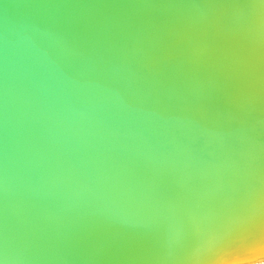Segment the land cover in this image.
<instances>
[{
	"label": "water",
	"instance_id": "water-1",
	"mask_svg": "<svg viewBox=\"0 0 264 264\" xmlns=\"http://www.w3.org/2000/svg\"><path fill=\"white\" fill-rule=\"evenodd\" d=\"M168 53L177 54L176 63L182 60L177 74L193 87L179 85L163 66ZM215 81L217 87L203 93ZM124 96L132 101L127 114ZM218 103L237 112L241 122L245 118L249 133L264 129V0H0V264H111L101 241L72 244L71 236L89 238L87 229L110 246L119 242L127 255L153 256L155 264H209L210 253L196 251L190 240L182 247L196 253L183 257L163 241L152 248L140 239L128 250L131 244L116 234L135 219L128 204L170 216L174 229L211 248L231 232L236 210L256 215L258 203L251 202L216 216L223 199L235 204L226 184L199 194L164 179L183 170L159 150L163 131L172 125L163 119L175 115L177 124L193 125L195 113L212 108L203 114L207 125H199L213 126L214 109L223 110ZM145 105L152 109L143 110ZM155 108L163 111L159 119ZM260 109L263 114L254 115ZM240 127L232 123L230 131L240 133ZM146 141L155 148L150 160L131 169L119 161L126 149ZM241 145L253 152L249 142ZM260 185L264 203L262 179ZM189 199L204 200L209 221L221 225H185ZM99 204L111 210L92 212ZM96 216L110 220L90 222ZM161 251L170 253L164 257ZM263 252L259 239L241 236L222 247L217 259L237 264ZM139 263L154 264L130 262Z\"/></svg>",
	"mask_w": 264,
	"mask_h": 264
},
{
	"label": "bare ground",
	"instance_id": "bare-ground-1",
	"mask_svg": "<svg viewBox=\"0 0 264 264\" xmlns=\"http://www.w3.org/2000/svg\"><path fill=\"white\" fill-rule=\"evenodd\" d=\"M170 8L173 9V6ZM166 9L167 8L157 11L165 13ZM237 25H239V23H237ZM235 30L238 31L237 29ZM241 40L242 42L244 41L243 39ZM177 48L179 49V47ZM244 51V49H241L240 54H244ZM176 56L177 54L168 53V58L166 59V63L163 64V66L168 68V71L175 75V78L180 82L179 85H181V83H185L186 85H191V87H193L192 81H189L188 79L186 80L184 77H181L177 74L178 71H181L179 68L180 62L182 60H179V62L176 63L173 61ZM239 57L247 58L244 55H239ZM173 66H176L175 71L170 70V68ZM250 86L255 87L253 84H250ZM199 87L201 86H199V83H197L196 89H199ZM216 87L217 82L215 81L213 86L209 87L208 89L205 87L203 93H210ZM226 87L227 89L232 88L227 81ZM209 93H207V95H209ZM247 96L248 95L246 93H241V97L243 99H246ZM177 97H179V95H177ZM124 99L126 107L124 109V113L127 114L128 112L126 110L128 107H131L132 101L128 102L126 96H124ZM259 102H263V99H259ZM221 105L223 110L220 114H218L215 109L212 113V118H214L213 126H207L205 128H200L199 123H201L202 126L207 125L206 122H202L203 114H209L212 111V108H209L206 111H204L202 108L201 111L195 113L193 115L195 119L193 125L187 123L179 125L177 124L179 119L176 118L175 115H166V117L163 119V122L167 123L170 121L172 125H170L167 130L163 131L162 135L164 139L160 144L161 148L159 150L162 151L165 156L167 155V159L165 158L166 160H173V164L179 165V167L183 170L181 173H178L177 170H172V173L169 174V176H165L166 173H164L163 176H165L164 179L167 182H173L175 185L178 184L177 182H181L183 183V187L187 189L190 187L199 194L211 191L215 187V184H226L230 191L234 190L232 192V197L235 204L233 205L231 201H228V198L227 200L223 199L220 208H217V217L230 214L233 212L232 210L237 209V206L240 204H242V206L251 207V202L258 203V211L252 218L247 217V215L241 209L239 211H235L232 218L233 223L231 224L230 229V231L233 232L239 227L242 228L248 224L257 222L260 219V215L264 216V203L261 197L262 188L260 185L261 179L264 183V153H262L261 150L262 143L264 141V129L262 131H258V133L256 132L257 134L249 133L253 132L251 130L252 126H250L251 124L248 123L245 118L241 122V116L237 114V112L228 111L226 103ZM262 106L263 105H260V107ZM142 109L148 111L152 109V107L151 105H145L142 107ZM246 110L249 112L248 116L253 117L252 109L247 107ZM153 112L155 117L159 119L163 111L159 108H155ZM260 114H263L262 109L255 111L254 115ZM232 123H237L241 126L240 133H233L230 131ZM161 125H163V123H161ZM218 131L224 132L227 136V140H224L220 134L216 133ZM249 134L250 136H248ZM245 142H249L253 146V152L250 150L249 146L241 145ZM152 153H155V148L150 145L149 141H146L142 145L131 146L126 149L124 151V157H120L119 161L126 163L128 169H131L142 164L144 161L150 160V155ZM153 155L154 154L151 155V158ZM156 159L160 161L158 156ZM248 162H251L252 165L248 164ZM87 195H93V192L88 191ZM193 195L196 197H201L197 194ZM224 195H227V192H223V196ZM185 201H187L186 205L188 206L189 213V215H187V219L183 221L186 223L185 225L191 223L194 224L196 220H201L202 223L221 225L219 219L216 221L212 218V221H209L210 219H208L206 216V214L209 212V207L204 200L189 199ZM128 207L134 210L135 219L134 221L132 220V224H130V222H126L124 224L128 228L118 227L119 232L116 234L123 237V242L125 241L127 244H131V246H128V250H132L134 247L140 245L137 241L140 239H145V241H148V244L152 248L157 246L156 244H158L159 241H163L165 242L163 245H171L173 246L171 247L172 249L178 250L174 251L173 254L176 256L185 257L196 253L190 252L191 249L188 247H182L186 241L190 240L194 242L196 251L201 249L205 253H210L211 247L201 244L197 236L193 234H183L180 228L177 230L174 229L176 223L175 220H173L170 216L164 215L160 211L158 212L156 210H154V212L151 214L144 213V208L139 204L136 206L133 204H128ZM221 208L227 211H223ZM91 209L94 213H101L111 210L105 209V207L101 204L97 205L96 208L93 207ZM111 213L115 215V211H112ZM176 215L181 217L179 213H176ZM78 218L79 217H77V219ZM99 220L104 222L106 220L108 222L110 219L99 218L96 216L92 217L90 222L98 225L103 224L99 223ZM138 228H141L142 230L140 232H136L135 230ZM87 232L89 238H78V236H71L70 240L72 241V244L75 245L78 242L81 245L89 247L91 244L87 243L86 240L90 241L97 239V243L101 241L105 249L107 248V259L109 262H111V264H117L119 262L122 264H130L131 260L133 259L147 263H156L153 262V256L148 259L147 255L145 256L141 253L127 255V253L121 252L119 250L117 246L119 242L116 241V243L110 246L109 243L105 241L106 237H101L99 235L97 236L93 231L88 229ZM138 233H140V236ZM189 247H192L191 243H189ZM169 253V251H161V254L164 257H166ZM86 255H90L89 252ZM195 261V259H187L186 264H194ZM237 264H264V252L261 253L258 258H254L250 261H242Z\"/></svg>",
	"mask_w": 264,
	"mask_h": 264
},
{
	"label": "snow or ice",
	"instance_id": "snow-or-ice-1",
	"mask_svg": "<svg viewBox=\"0 0 264 264\" xmlns=\"http://www.w3.org/2000/svg\"><path fill=\"white\" fill-rule=\"evenodd\" d=\"M241 236L253 242L256 239H259L261 245L264 246V217L260 218L255 223L248 224L236 231L226 234L223 237L216 238L212 248L210 249L211 259L209 264H219L217 256L221 248L228 246L233 241V239Z\"/></svg>",
	"mask_w": 264,
	"mask_h": 264
}]
</instances>
